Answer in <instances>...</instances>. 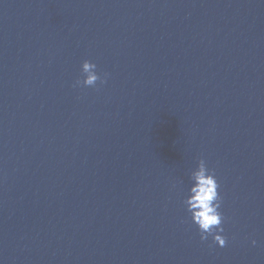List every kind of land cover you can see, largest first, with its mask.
Listing matches in <instances>:
<instances>
[{"label": "water", "instance_id": "1", "mask_svg": "<svg viewBox=\"0 0 264 264\" xmlns=\"http://www.w3.org/2000/svg\"><path fill=\"white\" fill-rule=\"evenodd\" d=\"M0 264H264V0H0Z\"/></svg>", "mask_w": 264, "mask_h": 264}, {"label": "clouds", "instance_id": "2", "mask_svg": "<svg viewBox=\"0 0 264 264\" xmlns=\"http://www.w3.org/2000/svg\"><path fill=\"white\" fill-rule=\"evenodd\" d=\"M108 74L101 75L97 71V64L91 60H84L81 67V78H78L74 87H96L97 81L106 83ZM190 186L184 198L186 211L190 214L193 223L198 227L201 240L212 238L213 243L223 247L227 243L224 233V214L221 211L223 197L219 191L220 183L215 171L210 169L205 159L200 158L198 165L189 173ZM256 243L255 240L252 241Z\"/></svg>", "mask_w": 264, "mask_h": 264}]
</instances>
